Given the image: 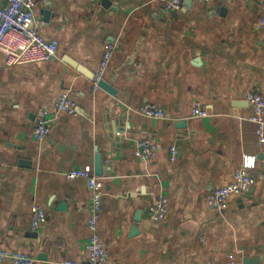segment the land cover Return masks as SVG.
<instances>
[{"label":"crops","instance_id":"1","mask_svg":"<svg viewBox=\"0 0 264 264\" xmlns=\"http://www.w3.org/2000/svg\"><path fill=\"white\" fill-rule=\"evenodd\" d=\"M34 13L40 32L59 41L58 54L6 65L0 53V247L37 264H88L91 192L66 172L95 173L99 152L98 231L112 264H264V144L247 99L251 89L264 94V0H183L176 10L165 0H37ZM109 43L102 79L114 92L65 60L96 75ZM64 90L78 114L59 112L50 134L36 140L38 109ZM194 100L208 116H192ZM146 103L166 116L144 115ZM146 133L160 142L149 161L135 154ZM245 155L254 160L253 191L211 208L209 192L233 180ZM161 194L168 213L156 220L148 206ZM34 204L47 214L36 231Z\"/></svg>","mask_w":264,"mask_h":264},{"label":"built area","instance_id":"2","mask_svg":"<svg viewBox=\"0 0 264 264\" xmlns=\"http://www.w3.org/2000/svg\"><path fill=\"white\" fill-rule=\"evenodd\" d=\"M37 0H3L0 4V53L5 56L6 65H19L47 61L58 54L59 41L56 38L45 37L40 32L41 21L34 10ZM169 10L179 9L183 0H165ZM211 2L212 0H204ZM264 27V17L260 22ZM114 51V45L109 43L102 55L99 69L94 78V85L98 87L99 80L108 67ZM251 105L250 117L257 125V136L260 143L264 144V94L259 89H251L247 93ZM141 111L146 116L163 118L166 111L155 103H146ZM59 112L78 114L77 102L69 90H64L52 105L43 104L37 111L33 128V137L36 140L45 139L51 132ZM206 105L194 100L192 104L193 117L208 116ZM160 149L159 138L155 134L146 133L136 141L135 154L143 161L154 159ZM178 148L170 147V160L175 161ZM2 159L0 156V165ZM254 160L251 155H245L241 167L234 172L233 180L226 185L213 188L208 195V205L213 209H222L232 196H243L251 193L256 179L252 173ZM68 179L83 178L87 181L91 192L90 215L88 228L90 231L87 243L88 264H112L106 244L102 241L98 231V221L102 214L104 179L96 175L87 167H73L66 172ZM148 210L156 220H163L168 213V198L159 195L148 206ZM47 214L39 205L32 206L30 224L36 231L46 222ZM37 259L28 253L11 251L0 247V263L37 264ZM59 264H85L83 260L63 259ZM225 264H235L229 261Z\"/></svg>","mask_w":264,"mask_h":264},{"label":"water","instance_id":"3","mask_svg":"<svg viewBox=\"0 0 264 264\" xmlns=\"http://www.w3.org/2000/svg\"><path fill=\"white\" fill-rule=\"evenodd\" d=\"M187 3H188V2H186V4H187ZM44 12H45L46 18H48V16H49L50 13H51L50 9L47 8ZM65 60H66L68 63L72 64L74 67H76V68L78 69V71H80L82 74L86 75V76L89 77V78H93V79H94L95 74H94L93 72L89 71L86 67H84V66L81 65L80 63H78V62H76V61H73V60H71V59H69V58H67V57L65 58ZM98 85H99L100 87H103V88L107 89V90L110 91V92H114L113 87H112L108 82H106L104 79H100ZM182 124H184V123H182ZM261 156H263V154H261ZM104 170H105V169H104V165H103L102 155H101V153L98 152V153L96 154L95 174H96V175H102V174L104 173ZM249 194H250V193H249ZM249 194H248V195H249ZM136 219H137V220H140V216H139V214H138V217H137Z\"/></svg>","mask_w":264,"mask_h":264}]
</instances>
